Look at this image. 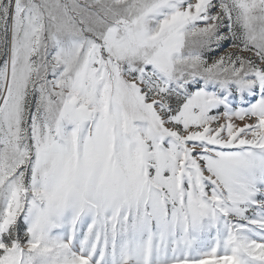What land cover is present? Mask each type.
I'll use <instances>...</instances> for the list:
<instances>
[{
    "label": "snow or ice",
    "instance_id": "obj_1",
    "mask_svg": "<svg viewBox=\"0 0 264 264\" xmlns=\"http://www.w3.org/2000/svg\"><path fill=\"white\" fill-rule=\"evenodd\" d=\"M0 264H264V0H0Z\"/></svg>",
    "mask_w": 264,
    "mask_h": 264
}]
</instances>
